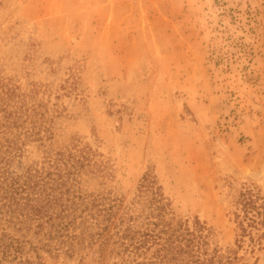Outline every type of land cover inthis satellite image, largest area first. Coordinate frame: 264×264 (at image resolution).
<instances>
[{"label": "rangeland", "instance_id": "obj_1", "mask_svg": "<svg viewBox=\"0 0 264 264\" xmlns=\"http://www.w3.org/2000/svg\"><path fill=\"white\" fill-rule=\"evenodd\" d=\"M0 74L43 103L50 138L78 154L80 191L129 204L154 175L233 264H264V0H0ZM87 148V150H86ZM246 215V216H245ZM43 264H133L95 247Z\"/></svg>", "mask_w": 264, "mask_h": 264}, {"label": "trees", "instance_id": "obj_2", "mask_svg": "<svg viewBox=\"0 0 264 264\" xmlns=\"http://www.w3.org/2000/svg\"><path fill=\"white\" fill-rule=\"evenodd\" d=\"M45 112L34 90L21 91L0 74V264H43L44 255L90 247L133 264H233V250L215 244L209 226L175 213L154 175L143 174L127 205L80 191L85 150L44 147L40 158L25 162L28 144L50 138ZM256 196L239 193L243 213L256 212L238 221L239 235L250 240L251 228L264 226V200L257 206Z\"/></svg>", "mask_w": 264, "mask_h": 264}]
</instances>
